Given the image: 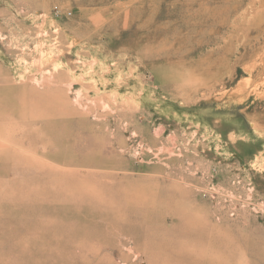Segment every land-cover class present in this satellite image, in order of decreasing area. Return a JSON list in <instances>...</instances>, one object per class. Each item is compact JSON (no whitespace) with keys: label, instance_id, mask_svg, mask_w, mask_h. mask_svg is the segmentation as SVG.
<instances>
[{"label":"rangeland","instance_id":"1","mask_svg":"<svg viewBox=\"0 0 264 264\" xmlns=\"http://www.w3.org/2000/svg\"><path fill=\"white\" fill-rule=\"evenodd\" d=\"M0 264H264V0H0Z\"/></svg>","mask_w":264,"mask_h":264},{"label":"bare ground","instance_id":"2","mask_svg":"<svg viewBox=\"0 0 264 264\" xmlns=\"http://www.w3.org/2000/svg\"><path fill=\"white\" fill-rule=\"evenodd\" d=\"M256 68V67H255Z\"/></svg>","mask_w":264,"mask_h":264}]
</instances>
